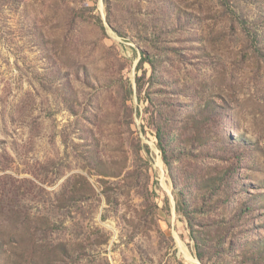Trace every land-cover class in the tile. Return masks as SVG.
Here are the masks:
<instances>
[{
  "label": "rangeland",
  "instance_id": "obj_1",
  "mask_svg": "<svg viewBox=\"0 0 264 264\" xmlns=\"http://www.w3.org/2000/svg\"><path fill=\"white\" fill-rule=\"evenodd\" d=\"M263 244L264 0H0V264Z\"/></svg>",
  "mask_w": 264,
  "mask_h": 264
},
{
  "label": "trees",
  "instance_id": "obj_2",
  "mask_svg": "<svg viewBox=\"0 0 264 264\" xmlns=\"http://www.w3.org/2000/svg\"><path fill=\"white\" fill-rule=\"evenodd\" d=\"M181 24V22H180V19H178V25H180ZM175 26V25H174ZM144 60H145V58H144ZM209 105V104H208ZM208 109H210V106H208V107H206V106H204V108H203V110L201 111V112H199V115H201V116H203V115H205V113H206V111L208 110ZM161 132H162V128H161V131H160V133H159V136H158V138L160 139V141H161V143L159 144V146H160V148H161V150L163 151V150H165L164 148H163V144H162V141H163V135L161 134ZM211 239L210 240H212V237H210ZM199 247V244L197 245V248ZM254 254H256L257 256H262V255H264V244L263 245H260V246H257L256 247V249H254ZM197 257H198V259L200 260V261H202V262H205V259H204V257L201 255V254H199V253H197ZM258 258V257H257ZM260 258H262V257H260Z\"/></svg>",
  "mask_w": 264,
  "mask_h": 264
},
{
  "label": "bare ground",
  "instance_id": "obj_3",
  "mask_svg": "<svg viewBox=\"0 0 264 264\" xmlns=\"http://www.w3.org/2000/svg\"><path fill=\"white\" fill-rule=\"evenodd\" d=\"M189 259H190V257H189ZM192 259V258H191ZM192 261H193V263H195V264H199V262L197 261V260H195V259H192Z\"/></svg>",
  "mask_w": 264,
  "mask_h": 264
}]
</instances>
